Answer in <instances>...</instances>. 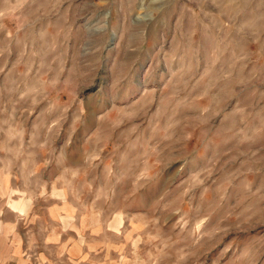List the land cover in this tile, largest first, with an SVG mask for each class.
I'll use <instances>...</instances> for the list:
<instances>
[{
  "label": "rangeland",
  "instance_id": "rangeland-1",
  "mask_svg": "<svg viewBox=\"0 0 264 264\" xmlns=\"http://www.w3.org/2000/svg\"><path fill=\"white\" fill-rule=\"evenodd\" d=\"M0 264H264V0H0Z\"/></svg>",
  "mask_w": 264,
  "mask_h": 264
}]
</instances>
